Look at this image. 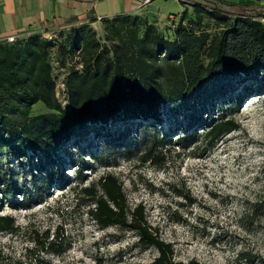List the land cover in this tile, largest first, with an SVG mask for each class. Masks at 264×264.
<instances>
[{
	"label": "rangeland",
	"instance_id": "obj_1",
	"mask_svg": "<svg viewBox=\"0 0 264 264\" xmlns=\"http://www.w3.org/2000/svg\"><path fill=\"white\" fill-rule=\"evenodd\" d=\"M185 1L153 0L149 10L169 25L153 21L156 27L166 31L185 7L192 15V1L242 11L232 5L238 0ZM202 25L210 35L219 29L209 19ZM212 115L232 119L238 129L209 143L202 125ZM159 118L153 126L125 121L91 129L49 158L0 154V216L11 217L17 230L0 232V264L151 262L157 251L142 247L136 233L101 229L87 216L89 202L79 189L103 174L122 184L129 207H144L147 223L173 246V260L264 264V75L213 80L191 97L163 105ZM185 130H195L198 138L181 146L177 137ZM151 148L154 158L146 156ZM6 182L19 194L5 196ZM242 253L255 258L245 261Z\"/></svg>",
	"mask_w": 264,
	"mask_h": 264
},
{
	"label": "trees",
	"instance_id": "obj_2",
	"mask_svg": "<svg viewBox=\"0 0 264 264\" xmlns=\"http://www.w3.org/2000/svg\"><path fill=\"white\" fill-rule=\"evenodd\" d=\"M255 1L264 9V0H238V5H232L242 6L240 12L214 2L192 1V15L184 9L166 31L146 18L120 14L102 20L101 39L91 28L81 26L64 41H46L35 33L18 36L11 44L0 40V154L9 151L23 157L29 152L49 158L72 137L97 127L125 121L153 126L152 121H161L163 105L183 101L213 80L261 77L264 13L256 11ZM204 19L216 23L218 31L208 34ZM76 51L81 70L59 71L66 69V55L73 57ZM60 73L65 107L56 98ZM40 108L45 112L32 113ZM202 126L207 129L203 136L209 143L238 129L232 119L214 115ZM157 132L163 139L167 137L166 131ZM197 138L195 130H185L177 144H193ZM159 143L160 138L153 146ZM153 150L148 149L146 156L154 158ZM53 179L50 177V182ZM3 193L19 194L8 182ZM79 194L89 202L86 214L96 226L132 231L142 247L157 251L147 264H201L173 260L171 243L150 227L141 204L128 206L115 176L103 174L81 187ZM7 231H17L13 219L0 216V232ZM240 258L250 261L255 257L242 253Z\"/></svg>",
	"mask_w": 264,
	"mask_h": 264
},
{
	"label": "crops",
	"instance_id": "obj_3",
	"mask_svg": "<svg viewBox=\"0 0 264 264\" xmlns=\"http://www.w3.org/2000/svg\"><path fill=\"white\" fill-rule=\"evenodd\" d=\"M0 0V40L7 36H23L35 33L50 35L64 41L81 26L95 31L98 38L104 36L103 19L120 14L137 15L149 23L167 19L156 18L149 10L153 0ZM184 9H188L185 7ZM96 19L95 22H91Z\"/></svg>",
	"mask_w": 264,
	"mask_h": 264
},
{
	"label": "built area",
	"instance_id": "obj_4",
	"mask_svg": "<svg viewBox=\"0 0 264 264\" xmlns=\"http://www.w3.org/2000/svg\"><path fill=\"white\" fill-rule=\"evenodd\" d=\"M149 0H145L144 3H147ZM184 2L185 0H179ZM169 19H174L173 16H168ZM44 40L46 41H56V39L50 35H46L44 37H42ZM17 37L15 35H10L7 36L4 41L7 44H11L14 43L16 41ZM79 51H76L74 53V56L71 57L70 55H66L65 59H66V69L62 70L60 69L59 71H61L62 73L66 72V71H71V70H81L82 68V63L80 62L79 56H78ZM62 78L63 75L60 73V75L56 78V98L57 101H59V103L65 107L66 106V100H65V93H64V85L62 83Z\"/></svg>",
	"mask_w": 264,
	"mask_h": 264
}]
</instances>
